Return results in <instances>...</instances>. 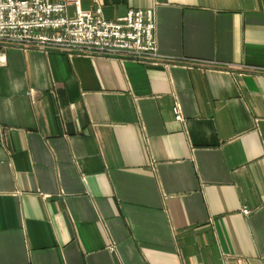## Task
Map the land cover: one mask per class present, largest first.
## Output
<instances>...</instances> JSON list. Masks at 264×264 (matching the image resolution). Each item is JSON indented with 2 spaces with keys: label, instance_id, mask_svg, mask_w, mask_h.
<instances>
[{
  "label": "crops",
  "instance_id": "1",
  "mask_svg": "<svg viewBox=\"0 0 264 264\" xmlns=\"http://www.w3.org/2000/svg\"><path fill=\"white\" fill-rule=\"evenodd\" d=\"M80 6L166 64L0 50V264H264V0Z\"/></svg>",
  "mask_w": 264,
  "mask_h": 264
},
{
  "label": "built area",
  "instance_id": "2",
  "mask_svg": "<svg viewBox=\"0 0 264 264\" xmlns=\"http://www.w3.org/2000/svg\"><path fill=\"white\" fill-rule=\"evenodd\" d=\"M70 7L73 9L70 10ZM153 6L130 8L109 20L99 9H82L80 0H0V50L47 53L57 50L68 57H113L146 64H166L158 53ZM187 67L211 66V61L186 59ZM210 70V69H209ZM245 70L264 73V68ZM176 119L182 120L178 105ZM245 214L248 209H243ZM224 264H247L241 258L223 255Z\"/></svg>",
  "mask_w": 264,
  "mask_h": 264
}]
</instances>
